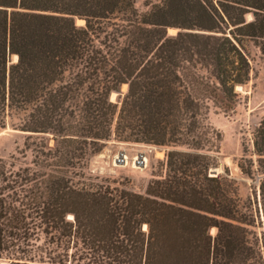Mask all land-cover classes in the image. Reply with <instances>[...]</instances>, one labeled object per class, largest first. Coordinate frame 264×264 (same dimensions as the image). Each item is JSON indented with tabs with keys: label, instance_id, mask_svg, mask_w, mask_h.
I'll return each mask as SVG.
<instances>
[{
	"label": "trees",
	"instance_id": "obj_1",
	"mask_svg": "<svg viewBox=\"0 0 264 264\" xmlns=\"http://www.w3.org/2000/svg\"><path fill=\"white\" fill-rule=\"evenodd\" d=\"M137 1L0 0V128L15 115L27 133L0 156V264H260L231 180L209 172L208 114L250 79L243 40L264 52V0ZM111 138L166 149L144 193L86 174ZM251 142L264 204V118Z\"/></svg>",
	"mask_w": 264,
	"mask_h": 264
},
{
	"label": "rangeland",
	"instance_id": "obj_2",
	"mask_svg": "<svg viewBox=\"0 0 264 264\" xmlns=\"http://www.w3.org/2000/svg\"><path fill=\"white\" fill-rule=\"evenodd\" d=\"M143 1L138 0L136 3V8L140 11L145 10ZM250 18L251 15L247 14L246 19ZM168 34L174 35L175 29H169ZM242 47L250 63V79L240 89L238 87L235 89L237 99L231 110L210 107L208 123L220 133V141L218 151L215 153L217 164L211 166L209 172L213 175L212 170H217L224 178L231 180L232 190L239 199L241 210L250 215V222L246 228L250 232V241L257 240L260 264H264V204L260 195L263 175L256 170L257 157L252 152L251 142L252 133L264 118V52L249 39L243 40ZM126 91L120 87L118 92L122 95L116 96L114 101L117 102ZM17 123L15 115L8 116L5 126L0 128L1 157L17 155L23 148L27 133L16 129ZM48 144L54 145L53 141L52 143L49 141ZM165 150L111 138L105 142L99 153L88 157L85 172L91 176L118 180L132 191L144 193L149 180L163 172ZM116 152L126 153L132 164L134 158L143 155L148 160L147 165L142 166L137 162L136 167L131 164L125 165L113 159L112 156ZM250 161L252 171H242L240 164L246 169L250 166ZM215 232L212 231L213 234ZM2 263L6 264V261H1Z\"/></svg>",
	"mask_w": 264,
	"mask_h": 264
},
{
	"label": "bare ground",
	"instance_id": "obj_3",
	"mask_svg": "<svg viewBox=\"0 0 264 264\" xmlns=\"http://www.w3.org/2000/svg\"><path fill=\"white\" fill-rule=\"evenodd\" d=\"M79 23H83V20H81ZM16 60H17V56L13 55V61H16ZM121 88L126 91L127 90V85L124 84V85H122ZM238 89H240V87H238ZM115 96H116V94L114 92H112L110 94V100L113 101L115 99ZM50 143H52V141H50ZM158 153L162 154V152H158ZM112 157H113V159H117L119 157V158L122 159L123 164H125V165L131 164L133 167H136V162L137 161H140L142 166L143 165H147V161H148L146 157H144L143 155H140V157L134 158V161H133V164H132V162L129 160L127 154L126 153H121V152L114 153ZM2 264H4V263H2Z\"/></svg>",
	"mask_w": 264,
	"mask_h": 264
},
{
	"label": "water",
	"instance_id": "obj_4",
	"mask_svg": "<svg viewBox=\"0 0 264 264\" xmlns=\"http://www.w3.org/2000/svg\"><path fill=\"white\" fill-rule=\"evenodd\" d=\"M74 20H75V24H76L77 26H82V25L85 24L84 20H83V23H79L82 19H79V18H77V17H74ZM169 29H171V28H168V29H167V34H168V30H169ZM178 31H180V29H175V33L178 32ZM168 35H170V34H168ZM11 62H16V61L11 60ZM114 93L116 94V96H121V95H122L120 92H114ZM116 96H115V97H116ZM111 102H115V101H114V100H113V101L111 100ZM148 146H150V147H154V148H155V146H152V145H148ZM212 174H213V175H218L219 173H218L217 170H212ZM4 264H5V263H4Z\"/></svg>",
	"mask_w": 264,
	"mask_h": 264
},
{
	"label": "built area",
	"instance_id": "obj_5",
	"mask_svg": "<svg viewBox=\"0 0 264 264\" xmlns=\"http://www.w3.org/2000/svg\"><path fill=\"white\" fill-rule=\"evenodd\" d=\"M117 161H118V162H122V159L118 157V158H117ZM137 163H138V164H141L140 161H137Z\"/></svg>",
	"mask_w": 264,
	"mask_h": 264
}]
</instances>
